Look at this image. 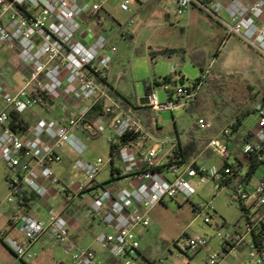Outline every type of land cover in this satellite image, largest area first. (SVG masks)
Here are the masks:
<instances>
[{"label": "built area", "instance_id": "2783aa9c", "mask_svg": "<svg viewBox=\"0 0 264 264\" xmlns=\"http://www.w3.org/2000/svg\"><path fill=\"white\" fill-rule=\"evenodd\" d=\"M106 1L0 0V50L4 48L12 55L23 74L16 91L0 83V161L10 172L5 179L7 194L0 198V220L4 203L23 204V187L36 195L46 213L45 219L31 214L13 217L11 224L22 238L3 236L4 244L18 258L32 260V245L48 233L70 255V264H149L139 251L137 229L150 225L151 210L169 198L192 197L196 193L193 182L210 183L214 195L229 189V202L241 208L244 225L242 229L216 233L222 241L220 251L211 254L206 264H220L231 256L236 259L231 264H264V100L253 108L256 123L250 132L252 139L241 147L246 161L234 160L222 166H194L168 159L161 162L162 146H175L176 138L154 137L133 105L118 100L105 85L117 52L115 32L104 27ZM146 1L122 0L119 7L130 11ZM171 2L175 15L193 8L208 14L223 28L225 38H238L264 59V0ZM127 37L121 29L118 38ZM161 85L168 92L165 102H159L154 92L146 96V106L155 119L162 111L172 112L189 104L201 81L192 86L176 85L171 92L167 84ZM57 100L71 106L58 121L39 122L21 133L9 127L10 111L24 114L35 107L49 109ZM95 106L101 113L90 117ZM197 125L200 129L209 127L203 118ZM76 130L91 138L109 130L108 142L120 163L111 179L97 184L96 178L106 164L100 157L91 161L76 158L74 168L79 177L63 179L54 172L52 165L62 161L65 148L77 156L86 151ZM222 135L227 138L230 129H224ZM142 137L152 144L142 148L133 142ZM210 144L216 145V141ZM227 154L226 147H218V155ZM51 186H59L66 201L91 194L85 215L111 229L96 236L109 260L97 262L92 250L69 240L65 217L47 200ZM204 208L213 210L210 203L195 205L199 212ZM211 219L205 216L204 224H210ZM206 245V237L187 235L184 253Z\"/></svg>", "mask_w": 264, "mask_h": 264}, {"label": "rangeland", "instance_id": "374dc122", "mask_svg": "<svg viewBox=\"0 0 264 264\" xmlns=\"http://www.w3.org/2000/svg\"><path fill=\"white\" fill-rule=\"evenodd\" d=\"M121 2L122 0H107L104 5L106 12L103 13L104 27L107 30L122 29L129 33L127 39L115 40L117 55L113 61V73L119 76L116 87L130 102L140 103L146 97L145 86L148 84L157 100L163 103L168 92L162 89L161 84H167V91L171 92L176 85L192 86L200 78L201 85L192 101L172 112H160L158 121L163 126V135L173 134L175 121L179 131L186 130L204 136V145L211 137L219 135L220 137L213 138L216 145L209 142L212 155L206 158L207 163L219 164L218 147H225L226 142L222 138L223 130L230 129V124L236 117H245L241 132L253 128L256 123L252 110L256 103L264 99V59L256 50L234 36L224 39V30L216 20L198 9L193 8L182 15H175L171 0H149L144 2L142 8L137 4L130 11H122L119 7ZM130 21L133 23L129 26ZM166 48L176 51L151 59V51ZM166 76L171 77V82L162 83ZM22 77L12 55L5 49L0 50V82H5L7 89L14 90ZM193 104L195 110L189 107ZM199 118L209 123V129L198 127ZM107 135L105 131L97 138L82 139L86 151L81 156L70 150L66 151L70 159L69 167L74 169L76 158L91 161L100 157L106 164L97 179L107 181L111 166ZM234 142L239 144V137L236 136ZM229 160L234 161V156L229 155ZM54 168L56 170L57 166L54 165ZM9 174L5 162L0 161V198L7 194L5 177ZM65 177L75 178L77 174L68 171ZM193 185L196 193L192 197L186 199L179 195L166 199L151 210L150 225L137 229L142 236L141 249L152 263L206 264L211 254L220 251L222 241L216 236L217 232L225 233L243 228L242 210L229 202L228 188L214 195L210 183L199 185L193 182ZM208 203L213 206V210H195L196 204ZM209 215L211 223L204 224V217ZM187 235L204 236L207 245L197 252L188 250L184 253ZM3 236L13 235L3 233L0 236V264L28 262L29 260L20 259L7 249ZM53 249L55 259H70V255L64 253L62 245H55ZM232 262H236L232 256L220 260V264Z\"/></svg>", "mask_w": 264, "mask_h": 264}, {"label": "crops", "instance_id": "0c3cea01", "mask_svg": "<svg viewBox=\"0 0 264 264\" xmlns=\"http://www.w3.org/2000/svg\"><path fill=\"white\" fill-rule=\"evenodd\" d=\"M172 1V0H171ZM140 7L144 5V3L139 4ZM106 12L105 9L102 12ZM114 26V25H113ZM113 26H111L113 28ZM84 29V28H83ZM223 29V28H222ZM114 35V41L118 38V33L121 31H115ZM129 34V33H128ZM230 37V36H229ZM228 37V38H229ZM225 39V34L224 37ZM119 39V38H118ZM238 39V38H236ZM239 40V39H238ZM241 41V40H240ZM85 43H88L89 40H84ZM2 48L1 50H3ZM7 53H9L7 51ZM116 55L113 58V61L116 58ZM113 61L110 65V68L107 72L106 75V80H105V85L108 87V89L113 93V95L120 101L126 103V104H131L135 108V111L137 115L141 118V120L144 122L146 128L151 132V134L156 137V138H162L165 137V135L162 134L163 132V126L160 124L158 119H155L153 116L152 111L148 109H143L140 108V106H146V102H140V103H132L123 95L118 87H116V83L119 79V76L114 75L113 73ZM21 81V83H19ZM18 82V87L14 90L10 91H16L22 84V79ZM1 83V82H0ZM3 83V82H2ZM4 85L5 82L3 83ZM7 87V86H6ZM151 92H152V87ZM9 90V89H8ZM264 100V99H262ZM70 104L68 102H65L63 100H57L53 102L52 106L49 109H42L40 107H35L27 112L24 113V115L30 119L32 127L36 123L39 122H44V121H58L61 117L66 115L67 110L70 108ZM98 109L92 113L90 111V117H95L98 116L101 111L99 106H97ZM149 113V115H147ZM252 114L253 110H252ZM237 118L234 119L232 124L236 122ZM245 118V117H244ZM244 118H241L239 125L236 126V129L233 130L231 128L230 124V135L225 139V147L227 148L228 154L225 155L224 157L218 156L220 163L215 164V163H207L206 158L212 155V152L209 148V142L213 140V138H218L220 137L219 135L213 136L209 139V142H205L204 145V136H201L199 133L197 134L196 132L191 133L187 132L186 130L179 131L176 126V122L173 121V134L170 135L169 137H174L177 140L176 145L179 143H183L186 141V139L189 137L190 134H192L196 139L200 141V146L198 151L196 152L194 158L192 159V162H195L196 164H205V165H210L214 164L216 166H222L226 162H231L229 160V155L234 156V160H242V153H241V147L243 142L245 141L244 138L247 134H250L251 129L246 130L244 132H241V127L244 121ZM209 129V128H207ZM217 130V129H216ZM108 133L107 139L109 138V130H106ZM75 133L81 138L85 139L87 136L81 132L80 130H76ZM239 137V144H235L234 139L235 137ZM133 142L135 144L141 145L140 147L142 148H147L150 144H152V141H149L145 139L144 137L140 139H134ZM110 145V144H109ZM175 145V146H176ZM175 146L171 145H164L162 146V149L160 151L159 157L161 162H165L168 159V156L172 152ZM111 147V145H110ZM67 149V150H65ZM62 152V161L58 164H53L52 168L54 172L61 178L67 179L69 177L66 176V172L71 171L77 174V177L80 176V174L76 171V169H71L69 167L70 165V159L68 158V153L66 151H69V148H65ZM71 151V150H70ZM115 156V155H114ZM111 154V149H110V177L108 178L111 179L112 175L117 173L120 169V163L116 157H114ZM113 158V161L111 159ZM164 160V161H163ZM54 165L57 166L56 170L54 168ZM63 170V171H62ZM97 184L103 183L105 181H100L96 178ZM91 194L87 193L83 196L80 197H74L68 201L64 199V196L62 194L61 189L59 186H51L49 190V195L47 197V200L55 205L58 211L61 212V214L65 217L67 224H68V231H69V240L74 242L75 244L89 248L92 250L95 254L96 260L99 263H103L107 260H109V256L105 250L101 248L99 243L96 240V236L100 232H110L111 229L104 225L99 219L97 218H92L89 219L85 215V209L88 205V203L91 200ZM22 197H23V204H3L1 206V212H2V218L0 220V236L4 233L5 235L12 234L13 236H8L12 237L15 240H20L22 238V235L12 226L11 224V219L15 216H18L20 214H31L35 217H38L40 219H45L46 213H45V207L43 204L38 200L36 195L31 192L29 189L23 187V192H22ZM137 235L139 238L140 242V247L139 251L143 255V257L149 262V264H154L152 263L145 252L141 249V232L137 231ZM58 245L56 242L50 237L48 233H45L41 238H39L31 247V251L35 254V258L32 260H29L28 262H25L27 264H70L71 258H56L55 259V251H54V246ZM7 247V246H6ZM7 249L11 251L8 247ZM12 252V251H11ZM13 253V252H12ZM65 253V252H64ZM66 254V253H65Z\"/></svg>", "mask_w": 264, "mask_h": 264}, {"label": "trees", "instance_id": "16d2710c", "mask_svg": "<svg viewBox=\"0 0 264 264\" xmlns=\"http://www.w3.org/2000/svg\"><path fill=\"white\" fill-rule=\"evenodd\" d=\"M175 51L176 50L166 48V49H162V50L151 51L150 56H151V59L154 60L157 56H162V55L167 56V55H170L171 53H173ZM170 80H171V77L166 76L163 78L162 83L171 82ZM200 80L201 79L198 78L193 83V85L196 84L197 82H199ZM158 83L161 84L160 82H158ZM145 93H146V96L151 93V88H150V85H148V84L145 86ZM147 107L148 106H140V108H143V109H148ZM189 107L193 110L196 109L194 104L192 105V107L191 106H189ZM96 108L98 109V107L95 106L91 112L93 113L96 110ZM147 115H149V113ZM240 120H241L240 117L237 118L236 122H234L231 125V128L233 130H235L236 126L239 125ZM8 125L12 130H14L18 133H21V132L26 131L30 127L31 121L24 114H20V113H17L15 111H10L9 112ZM97 137H99V136H96L94 138H97ZM251 139H252V137L250 136V134H247L244 138L245 141L251 140ZM199 146H200V141L198 139H196L192 134H190L189 137L186 139V141H184L183 143L178 142V144L174 147V149L172 150V152L168 156V160L169 161L178 160L180 163H192L194 166H196L197 164L195 162H192V159L194 158L196 152L198 151ZM110 149H111V154L114 156L115 155L114 147L111 146ZM242 158H243L242 160L239 159L240 162L247 160L246 159L247 157L245 155H242ZM111 161H113V158L111 159ZM160 168L161 167H158V166L156 167V169H160ZM5 179H6V177H5ZM200 249L201 248L195 250V252H197ZM24 264H27V263L24 262Z\"/></svg>", "mask_w": 264, "mask_h": 264}, {"label": "water", "instance_id": "95a60500", "mask_svg": "<svg viewBox=\"0 0 264 264\" xmlns=\"http://www.w3.org/2000/svg\"><path fill=\"white\" fill-rule=\"evenodd\" d=\"M141 102H147V98L146 97L142 98Z\"/></svg>", "mask_w": 264, "mask_h": 264}]
</instances>
